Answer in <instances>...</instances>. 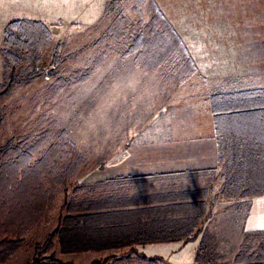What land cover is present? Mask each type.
I'll use <instances>...</instances> for the list:
<instances>
[{"label":"trees","instance_id":"1","mask_svg":"<svg viewBox=\"0 0 264 264\" xmlns=\"http://www.w3.org/2000/svg\"><path fill=\"white\" fill-rule=\"evenodd\" d=\"M134 2L133 11L140 20L116 10L101 43L128 39L130 45L121 50L122 56H132L136 66L146 71L161 69L178 85L185 84L196 74L197 67L184 41L155 0ZM110 4L113 7V2ZM144 8L151 15L147 21L143 19ZM110 9L107 5L109 16ZM51 44L50 28L38 20H13L4 29L0 82V264L25 245V237L48 217L58 188L66 187L86 164L67 132L58 129L55 122V135L49 134L48 127L18 142L2 141L6 120L2 101L19 84L47 76L39 64L43 49ZM61 48L57 44L53 54L56 68L74 57V53L60 55ZM100 67L101 63L95 61L92 69H77L71 83L86 82ZM55 88L57 95L61 87ZM210 101L219 158L224 166L223 183L215 197L208 188L128 193V187L140 181L135 178L80 184L63 206L59 228L43 244L35 245L33 260L28 264H73L48 254L55 235L60 252L65 255L190 242L201 232V224L211 215L218 198L264 195V88L214 93ZM143 258L141 264H159L155 259ZM230 264H264V231L245 233Z\"/></svg>","mask_w":264,"mask_h":264},{"label":"rangeland","instance_id":"2","mask_svg":"<svg viewBox=\"0 0 264 264\" xmlns=\"http://www.w3.org/2000/svg\"><path fill=\"white\" fill-rule=\"evenodd\" d=\"M157 1L160 2L161 9L164 7L165 13L174 12L180 18H214L220 15L221 6L211 0ZM112 2L113 7L110 4ZM107 5L111 7L110 16L106 11ZM134 5V0H0V10H10L2 23L21 18H46L44 20L52 32V44L43 49V58L39 64L41 69L47 71V76L32 83L19 84L2 101L6 113L2 129L3 143L10 139L18 142L27 135L39 134L48 127L49 134L55 135V122L57 128L65 130L69 139L75 142L86 162L66 187L58 188L48 217L25 237V245L4 264H28L32 261L35 245L43 244L48 235L59 228L63 206L72 198L75 187L83 183L94 184L105 178V167L117 162L115 158L122 143L134 140L137 142V149L140 147V68L135 65L132 56L120 54L121 50L130 45V40L123 38L104 43L100 40L116 10L126 12L135 21L140 20V16L133 11ZM97 9L99 14L104 11L103 17L100 15L102 19L91 24L90 20L96 18ZM176 15L174 16L177 17ZM143 17L145 21L151 17L146 8ZM203 42L210 45V41ZM57 44L62 46L60 55L74 53V57L59 68L52 63ZM95 61L101 63L99 70L94 71L86 82L73 85L71 76L74 72L77 69H92ZM128 68L134 70L127 71ZM3 70L4 60L0 54V82ZM192 81L194 84L195 80ZM186 83L182 91L177 86V94L181 92L189 95L198 90L214 92L236 89L233 85L219 89H197L190 82ZM59 86L61 90L54 95L55 87ZM179 102H182L181 99L178 104ZM145 109L147 110V106ZM124 147L122 145V149ZM155 189L151 181H148L141 185L132 184L127 191L152 193ZM250 201L219 200L212 208V214L203 223L197 239L186 244L176 242L136 246L106 253L65 255L60 252L55 235L53 247L48 254H54L73 264H141L145 261L143 257L155 259L159 264H230L247 233L242 229L241 223Z\"/></svg>","mask_w":264,"mask_h":264},{"label":"crops","instance_id":"3","mask_svg":"<svg viewBox=\"0 0 264 264\" xmlns=\"http://www.w3.org/2000/svg\"><path fill=\"white\" fill-rule=\"evenodd\" d=\"M155 1L161 9L160 2ZM211 1L221 6L218 17L180 18L174 12L165 13L164 7L161 9L184 41L197 67L196 74L187 82L197 89H219L231 85L236 87L232 91L264 88V0ZM100 7L102 10L103 5ZM95 11L97 15L90 20L91 24L101 20L100 15L103 17L104 11L101 14L98 9ZM9 14L10 10H0V54L4 29L13 21L2 23ZM44 19L36 20L48 26ZM203 41H210V45ZM139 68L140 147L137 149L134 140L122 143L115 158L117 162L106 165L107 176L99 181L135 178L140 181L134 185L151 181L156 187L152 193L140 194L208 188L215 197L223 183L224 166L219 158V141L210 95L232 91L198 90L189 95L177 94V86L182 91L187 83L178 85L161 69L146 71ZM131 70L134 69H127ZM192 80H195L194 84ZM180 99L182 102L178 104ZM194 109L195 112L192 111ZM122 145H125L124 149ZM228 200H251L245 210L242 229L244 232L264 231V195Z\"/></svg>","mask_w":264,"mask_h":264}]
</instances>
